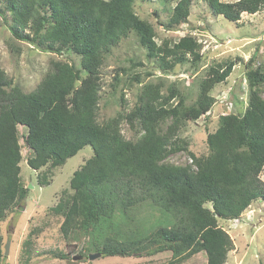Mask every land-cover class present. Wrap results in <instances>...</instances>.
I'll return each instance as SVG.
<instances>
[{"label": "trees", "instance_id": "1", "mask_svg": "<svg viewBox=\"0 0 264 264\" xmlns=\"http://www.w3.org/2000/svg\"><path fill=\"white\" fill-rule=\"evenodd\" d=\"M136 1L0 0V18L15 40L80 57V66L53 59L51 70L30 92L15 84L0 65V221L29 195L30 186L21 175L22 125L27 129L24 143L32 152L29 166L47 168L38 175L41 185L49 184L51 169L86 146L93 150L74 171L70 187L49 207L60 218L66 240H85L89 250L103 257L170 251L166 264H183L205 252L206 264H226L234 240L220 219H238L253 201L264 200V57L256 65L255 53L248 63L245 112L221 115L217 129L208 133L209 154L189 151L192 163L169 162L170 153L187 148L175 140L176 129L207 113L215 101L211 89L226 81L237 62L211 66L190 104L176 92L178 102L172 105L173 95L146 84L133 110L99 121L101 68L112 48L131 32L148 57H159L163 70L188 62V55L194 65L202 59V44L194 36L158 44L153 25L137 15ZM205 1L214 14L231 22H238L245 12L264 10V0ZM191 4L192 0H178L167 8V21L161 24L172 29L185 22ZM114 79L113 87L123 80L118 73ZM169 116L173 123L163 133L161 123ZM124 121L140 124L137 139L124 136ZM32 241L31 235L25 240V254H31ZM5 244L0 228V264ZM57 256L68 259L63 252Z\"/></svg>", "mask_w": 264, "mask_h": 264}, {"label": "rangeland", "instance_id": "2", "mask_svg": "<svg viewBox=\"0 0 264 264\" xmlns=\"http://www.w3.org/2000/svg\"><path fill=\"white\" fill-rule=\"evenodd\" d=\"M178 0L161 2L159 0H137L134 9L139 17L151 23L155 29L158 44L164 41H178L191 35L202 44V59L196 65L192 56L188 62L178 63L173 69L163 70L159 57H148L134 32L113 47L106 56L101 68L102 91L99 104V121L115 117L121 110L134 109L146 84L158 86L160 93L171 96L172 105L178 102L176 92H180L190 104L200 92V83L208 69L218 62L236 60V65L226 81L211 89L215 101L206 114L195 121H187L176 129V141L180 140L187 148L169 154L167 161L176 164H190L196 156L209 154L207 135L219 125V117L225 113L242 114L249 106V84L247 81L248 63L256 53L258 65L264 57V10L256 13H243L238 22L228 21L214 14L205 0H192L190 14L185 22L167 29L162 22L167 21V8L172 9ZM232 1V0H227ZM3 5V3H0ZM53 59H65L80 66V57L75 53L58 55L42 51L31 43L15 40L0 18V65L24 91L36 88L46 73L51 70ZM127 70V76L125 71ZM122 75L116 87L114 76ZM138 76V80L135 76ZM263 95V94H262ZM173 119L167 117L161 123V131L167 132ZM124 136L137 139L141 134L137 121H124L121 125ZM22 145L21 175L25 184L30 186L29 195L14 207L0 228L4 242L11 241L9 253L2 264H166L171 258L170 251L154 255L105 256L90 259L85 240H66L60 232V218L50 213L49 207L57 203L62 190L70 187V179L92 155L90 146L81 149L60 167L48 173L49 184L41 185L38 175L47 170H35L28 164L31 150L25 145L23 135L27 129L19 125ZM264 181V169L261 173ZM211 206L210 203L206 204ZM145 210L143 211V213ZM220 224L234 240V248L228 255L227 264H264V200L258 199L235 220L220 219ZM33 239L31 254L24 253V242ZM63 252L68 259H61L57 253ZM81 258L74 259L75 256ZM205 252H200L183 264H206Z\"/></svg>", "mask_w": 264, "mask_h": 264}, {"label": "water", "instance_id": "3", "mask_svg": "<svg viewBox=\"0 0 264 264\" xmlns=\"http://www.w3.org/2000/svg\"><path fill=\"white\" fill-rule=\"evenodd\" d=\"M10 243H11V241L8 240L7 243L5 244V254H6V255L9 253ZM100 255H102L100 252H96V253H90V254L88 255V257H89L90 259H94V258H96V257H98V256H100ZM78 258H81V255H80V256H75V257H74V259H78Z\"/></svg>", "mask_w": 264, "mask_h": 264}, {"label": "crops", "instance_id": "4", "mask_svg": "<svg viewBox=\"0 0 264 264\" xmlns=\"http://www.w3.org/2000/svg\"><path fill=\"white\" fill-rule=\"evenodd\" d=\"M237 220H238V219H235V221H237ZM229 254H230V252H229ZM229 254H228V255H229ZM226 264H227V263H226Z\"/></svg>", "mask_w": 264, "mask_h": 264}]
</instances>
